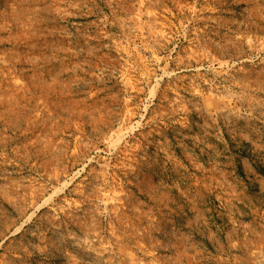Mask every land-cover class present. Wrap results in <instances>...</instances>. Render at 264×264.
<instances>
[{
  "label": "rangeland",
  "instance_id": "1",
  "mask_svg": "<svg viewBox=\"0 0 264 264\" xmlns=\"http://www.w3.org/2000/svg\"><path fill=\"white\" fill-rule=\"evenodd\" d=\"M0 264H264V0H0Z\"/></svg>",
  "mask_w": 264,
  "mask_h": 264
}]
</instances>
